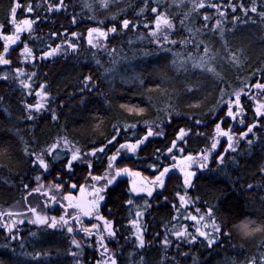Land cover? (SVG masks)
<instances>
[{
	"label": "trees",
	"instance_id": "16d2710c",
	"mask_svg": "<svg viewBox=\"0 0 264 264\" xmlns=\"http://www.w3.org/2000/svg\"><path fill=\"white\" fill-rule=\"evenodd\" d=\"M30 2L32 13L25 10ZM20 3L16 21L37 22L31 32L19 34L20 40L9 45L6 54L5 41L0 39V54L10 62L0 65V77H7L0 79V208L28 202L32 195L39 197L31 190L47 181L79 186L91 174L106 171L111 155H116L112 169L125 166L152 174L173 162V156L196 154L209 143L215 123H230L220 103L240 90L243 112L230 124V133L235 137L257 126L246 139L234 142L236 151H225L228 143L222 141L224 154L218 160L214 156L188 187L170 173L164 186L149 197L133 194L126 180L117 178L98 208L116 232L108 237L98 220L101 231L97 232L105 237L99 248L108 249L105 258L75 231L30 223L28 215L15 214L30 227L16 240L0 237V264H111V259L117 264H250L253 259L264 264V115H256L257 104L264 103V90L255 87L264 84V0H106V7L102 0H64L60 11L51 12L49 3L58 0ZM199 3L205 6L194 7ZM13 6L14 0H0L2 35L14 33ZM153 8L173 25L167 41L148 30L156 24ZM125 20L128 28L123 27ZM94 26L107 32L102 48L86 42ZM112 27L115 33L108 31ZM68 43L75 44V51ZM25 45L31 57L22 54ZM57 45L61 50L55 56L40 58ZM174 61L204 72L196 77L198 82L185 86L186 70L171 71ZM18 69L27 75L17 79ZM88 76L92 83L85 88ZM20 80L31 84V89L23 88ZM41 84L48 94L46 108L30 113L27 105L38 102L35 93ZM149 129L163 135L148 137L135 152L121 149L117 154L121 144L143 140ZM181 129L187 135L177 140ZM174 140L177 147L169 154ZM54 143L55 154L44 157L47 170L34 164L36 156L46 154ZM100 148L104 151H96ZM76 150L81 158L69 170ZM93 151L95 156L90 155ZM180 195L188 201L184 207H179ZM137 212L143 216L137 217ZM192 216L205 219L197 223ZM133 221L141 226L142 248ZM197 228L211 233L216 242L208 247L204 237L187 243L174 235L184 230L189 236L197 235Z\"/></svg>",
	"mask_w": 264,
	"mask_h": 264
},
{
	"label": "snow or ice",
	"instance_id": "6c2138e0",
	"mask_svg": "<svg viewBox=\"0 0 264 264\" xmlns=\"http://www.w3.org/2000/svg\"><path fill=\"white\" fill-rule=\"evenodd\" d=\"M63 6H64V0H58V3H56L55 5H53L52 3H49L48 11L49 12H51V11H60L61 8H63ZM102 6H104V7L107 6L106 0H102ZM204 6L205 5L203 3H199L198 5H194V7H200V8H202ZM20 8H21L20 0H14V6L10 10V16H11V21L10 22L14 25V33L12 35H6V36L2 35V33H0V39H3L4 41H6V43L4 44V54H6L9 51V45L15 44L18 40H20V35H19L20 33L31 32L33 24L37 22L36 20H33V19H24V20L20 21L19 23H17V21H16V12ZM25 10L28 13H32L35 9H34L33 5L30 2L28 7ZM232 10L235 11L236 10L235 7H233ZM251 11L252 12H256V8L253 7L251 9ZM152 12L153 13H157V16H156V30L157 31H154V32L151 33L153 36H156L157 32L160 31L162 28L166 27L168 29H171L173 27L172 23L167 18H165L163 16V14L158 13L157 8H153ZM221 15H223V13H221ZM205 18L207 19V17H205ZM37 19H39V18L37 17ZM73 22H75V20H73ZM2 27L3 26L0 25V29H2ZM123 27L124 28H128L129 27V21L125 20L123 22ZM108 31L111 32V33H115L117 31V29H116V27H112ZM93 33H95L98 37H104V38L107 37V33H105L104 31H102V30H100L98 28L89 29L88 35H89L90 39H89L88 43L92 47H96L97 46L96 44L93 43V40L91 39V37L93 36ZM53 35H55V33ZM72 35L75 36L76 34L73 33ZM164 40L167 41L168 37L165 36ZM68 48H70L73 51H75L76 46L73 43H68ZM60 50H61V46L57 45L55 48H51L49 51L44 52L40 58L41 59H48V58H50L52 56H55ZM4 54H0V65H6V64L10 63L9 60H7L5 58ZM22 54L26 55L27 57H31L32 56V51H31V49H29L27 47V45H25ZM195 66H200V65H195ZM209 71H211V69H209ZM17 74H18L17 75V79L21 75H27L26 73H24L20 69L17 70ZM33 75H35V74L33 73ZM0 79H7V77L6 76L5 77H0ZM31 79H32V76H27V80H31ZM19 82H20V84H21V86L23 88L29 89V90L31 89V84H29L26 80H20ZM91 83H92V77L91 76H88V77L84 78V87L85 88L88 85H90ZM255 87L257 89L264 90V84L257 83L255 85ZM39 88H40V91H37L35 93V95L40 97V100L35 105H27V109H28V111L30 113L33 112V111L40 112L41 110H44L46 108V101L48 99V94H47L46 91H44V89L46 88V85L41 84L39 86ZM89 90H91V89H89ZM233 107H235V111L233 110ZM242 112H243V110L240 107V93H236L235 104H234V106H233V103H231V102L228 104V112L226 113V115L228 117L232 118L233 120H236L238 117H240L242 115ZM256 115L257 116L264 115V103H258L257 104V106H256ZM32 118H33L32 115L28 116V119H32ZM52 119L53 120L57 119V116H56L55 112H53V114H52ZM197 123H199V121H197ZM240 123H243L242 119L240 120ZM256 126L257 125H255V124L249 126L248 129H247V132H244V133H242L240 135V139L241 140L246 139L248 137V135L253 132V129ZM153 135L162 136L163 133L159 132V131H154L153 129H149V131L147 133V136L143 140H139L137 143H134V144H128V143L121 144L120 147L117 149V154H119L121 149H127L128 152H135V150L139 147L140 144H143L144 141L148 137L153 136ZM185 135H187V133L184 131V129H181L179 135L177 136V140H181ZM216 135L217 136L227 137L228 149H226L225 151H228V150L236 151V148L233 146L234 145V138H233V135L230 134V131H223L221 129V125L217 124L216 125ZM115 139H116V137H113L112 140L108 141V143L112 144L115 141ZM177 140H174L172 142V147L168 149V153L169 154H171L173 152V149H175L177 147ZM248 143L251 145L253 143V141L248 140ZM57 147H58L57 144H55V143L52 144L51 148L47 150L46 154L42 153V154L36 156V159H35V161L33 163L34 164L38 163L40 168L47 170L48 163L46 162L44 157H45V155H48V156L54 155L55 154V150L57 149ZM216 147H217V143L213 142L212 145H211V149L215 150ZM96 151L103 152L104 148H100V149H98ZM96 151H93L92 153H90V155L95 156L96 155ZM180 151H183V149H180ZM80 158L81 157H80L79 150L74 151L72 156H71V160H69V162H68L69 170L71 169L72 162L76 161V160H78ZM172 158H173V160L176 159L175 156H173ZM115 159H116L115 155H113L112 157L109 158V161H110L109 165H108L109 169H112L113 165H112L111 161H114ZM203 159L206 161L207 160V156L206 155L203 156ZM220 159L222 161L224 159V157L221 156ZM192 160H193V158L191 156H186V157L183 158V161H181V163H185V169H182V171H184V173H185V179H184L185 187L190 186L191 177H192V175H194L193 173L186 171V168L190 166V164H188L186 162H191ZM205 166H206L205 164H201V167H205ZM89 167H91V164H89ZM169 171H170V169L167 168V167H165L163 169V171H160L159 175H157L155 177V179L150 182L153 185V187H149L148 186L149 182H146V180L133 181L132 182V187H131V192L133 194L146 193L147 196L151 197L152 194H153V191L155 190V188H162L164 186V178L169 173ZM262 171H264V170H262ZM125 174L139 176V173H130L129 169L124 168V169H116L115 174L112 175L111 177H92V179H94L96 181H99L101 179H106L107 180V184L111 185L114 181L117 180L118 177H120L122 175H125ZM36 179L39 180L40 177L37 176ZM25 187H27V186L25 185ZM72 187L74 188L76 186L72 185ZM105 187H100V188H95L94 189V191H93V193H91V195L97 196L98 199H94L92 201H85V200H83V198L77 199V198H75V197H73L71 195L65 196L64 200L69 202L68 203V207L77 209L80 215H83L85 217H91L96 212L99 201L104 199V196L100 195V193L105 191ZM249 187H251V185ZM57 190H59V186H57ZM36 191H39V189H37ZM80 191H81L82 194L85 192V189H84L83 186H81ZM51 199L53 201H55L56 197H52ZM179 200L181 201V204H180L179 207H184L188 203V201L185 200V197L183 195L179 196ZM128 204L129 205L132 204V200L131 199H129ZM30 211L34 215H36V219L32 220V221H29L30 223L39 224V225H46L49 228H56L57 224L59 222H62L63 224H68V222H69L65 218V216H61L59 218V222L55 218H52L51 222H49L47 217L40 216V215L36 214V209L35 208H31ZM208 215L211 216V210H209ZM136 216L137 217H142L143 213L142 212H137ZM190 218L192 220H194V221H197V223H199L200 221H203L205 219L204 216H200L199 218H197L195 216H192ZM72 219L77 220V219H79V216L72 217ZM95 219L103 221L104 227L102 229V232L106 233L108 237H114L116 235V232H115V230L113 228V222L112 221L105 220L104 217H102V216H100L98 214L95 215ZM132 224L136 228V240L139 242L138 243V247L142 248L144 246V240H143V235L141 233V226L139 224V221H133ZM205 227H207V225H205ZM92 228L93 229H97L98 226L94 224V225H92ZM213 228H214V231L216 233H219L221 231L220 228L216 227L215 221H213ZM82 230L86 234H88L89 236L91 235V232H90V230L88 228H84ZM9 231H11V229H9ZM68 231L72 232L73 229L71 227H69ZM196 233H197V235L189 236L187 231L184 230V231H176L174 233V235L176 236L177 239L183 238L184 241L187 242V243H194L196 241V239H197V236L204 237L208 241V247H211L216 242L215 239L211 238L212 237L211 233H207L205 231H201L200 228L196 229ZM99 239H100L101 246H103V242H104L105 237L102 235ZM169 243H170V241L167 240V238H166L165 241H164L165 246H167ZM73 244H75V246L78 247V248L80 247V244L77 243L75 240L73 241ZM107 252H108V249L106 247H104V251L101 253V256L103 257L104 253H107ZM97 264H102V262L98 261ZM103 264H107V262H103ZM111 264H117L116 260L115 259H111ZM250 264H255V259H253L250 262Z\"/></svg>",
	"mask_w": 264,
	"mask_h": 264
},
{
	"label": "flooded vegetation",
	"instance_id": "af4514ba",
	"mask_svg": "<svg viewBox=\"0 0 264 264\" xmlns=\"http://www.w3.org/2000/svg\"><path fill=\"white\" fill-rule=\"evenodd\" d=\"M20 21H22V20H20ZM17 23H19V22H17ZM4 35L6 36V35H11V34L10 33H5ZM5 43H6V41L4 42V44ZM228 118L230 119V123L228 125H224L223 123L221 124V121L217 122V124L221 125V129L223 131H230L232 129V126H230V124L231 125L233 124V119L230 118V117H228ZM230 134H232V133H230ZM224 138H225V140H227V137H224ZM200 152L201 151L197 152L196 154H187V155L191 156L194 159L196 156L200 155ZM203 156H205V155H203ZM178 158L179 157H177L171 163L163 165L162 167H160V169L154 171V173H152V174H141L140 172H138L136 170H130L129 169L130 173H139V176L125 174V175H122V176H120L118 178H123V179L126 180L129 190H130V186H129V181H128L129 177L128 176H133L134 177V181L146 180V182H149L148 186L149 187H153V185L150 182L153 181L157 175H159L160 171H163V169L165 167H167V168L170 169V171L165 176L164 183L166 182V178L168 177V175L170 173H175L176 175H178L184 181L185 173L182 172V169H185V166L183 165V163H181V161H183V160L177 161ZM189 164H190V166L187 167V169L196 171V174L192 175V177H191V181H192L193 178H195L197 176L198 168L199 167L202 168L201 164H205V163H196V162H193V160H192L191 162H189ZM104 172H106V171H104ZM104 172L100 173V174H91L90 177H89V180L85 181V182H82V184L79 185V186H76L74 182H71L72 185H75L76 187L73 188L72 185L69 186L68 187L69 189L66 192L62 193L63 194L62 197H60V199L56 198L55 201H53L51 199L52 196L49 195L47 193V191L44 190V189H39V191H36L37 189H34V190L32 189L31 191L37 192L40 196L44 195V196L48 197L50 199V204H51L50 205V215L53 216V217H56L55 214L58 212V213L61 214V216H65V218L69 221L68 222L69 225L71 224V225L74 226V224H75V227H72V229L77 234H79V237L81 236L82 238H84L82 233H81V232H84L82 229L88 228L90 230V232H91L90 236L87 234L89 236L90 242H93V241H96V240H98L100 242L99 238L101 237V234L99 232H97V230L98 231H101V230H100V225H98L99 221L97 219H95V215H97V214L99 215L98 208H99L100 204L104 201L107 189H108V187L110 185L107 184V180L106 179H101L99 181H96V180L92 179V177H106ZM141 175H143V177L140 178ZM83 185L85 187L84 188L85 192L82 194L81 191H80V188ZM100 187H105V191L100 193V195L104 196V199L99 201L97 210L93 214V216H91V217H85L83 215H80L77 209L68 207V203L69 202L64 200V197L65 196H69V195H71V196H73V197H75L77 199L83 198V200H85V201H92L94 199H98L97 196H93V195H91V193H93L95 188H100ZM23 203L27 206V208L21 209V210H10V211L9 210H4V211H2L0 213V231H2V234H0V237L7 238L9 241H11V240H14L15 237L17 239V237H19L21 232L25 233V231H28L27 229L30 227V225H26V224H23V223L22 224L21 223L18 224V231L15 230L14 232H11V233H7V229L5 228V221H4V217L5 216L15 215V214H28L29 213L30 208L28 207L27 200L23 201ZM76 216H79V219H77V220L72 219V217H76ZM94 224L98 226L97 229H93L92 228V225H94ZM44 226H46V225H44ZM52 229H55V228H52ZM66 230H68V228ZM99 247H100V245H98V248H97L98 252H99L98 256L101 257V258H105V257L101 256V253L103 251L100 250ZM101 247H103V246H101ZM104 255H105V253H104Z\"/></svg>",
	"mask_w": 264,
	"mask_h": 264
},
{
	"label": "rangeland",
	"instance_id": "374dc122",
	"mask_svg": "<svg viewBox=\"0 0 264 264\" xmlns=\"http://www.w3.org/2000/svg\"><path fill=\"white\" fill-rule=\"evenodd\" d=\"M163 16L165 17V15H163ZM24 19H26V18H24ZM24 19H22V20H24ZM93 28H98V29L104 31L105 33H107L106 30L104 28L100 27V26H94V27H91L90 29H93ZM148 30L151 33L154 32V31H157L156 30V24H154L152 27H148ZM170 30L171 29H168L166 27L162 28L160 31L157 32V36L165 37V36H167V33ZM88 32H89V30H88ZM88 32H87V38H86V42L87 43H88V41L90 39V37L88 35ZM91 39L93 40V43L97 45L96 47H98V48H102L105 45V43H103L105 38L104 37H98L95 33H93V36L91 37ZM180 67H182V68H184L186 70L185 71L186 75H184L185 79L182 81L185 86H187L188 83L191 84V83H194V82H198L196 80V77H200V75H201L200 73L204 72V70H202V68L191 67L189 64H178L175 61H174V63L172 65H170V68H171L170 70L171 71L172 70L173 71H177V70H179ZM229 69L230 68H228V70ZM132 77H133V73H132ZM169 82H170V79H169ZM241 91L242 90H240L239 93H241ZM235 95H236V93L232 94L230 97H228L227 99H225L223 102L220 103V106H223L225 108V114L228 112V104L230 102L233 103V106H234L235 100H236V96ZM263 96H264V94H263ZM39 100H40V97H38V101ZM233 110L235 111V107H233ZM222 117L223 116H221L219 119H222ZM213 126H214V130H213V133L210 136L209 143L207 144V146H205L204 148H202L200 150L201 151L200 155L196 156L193 159V162L205 163V165H207V164H209L211 162V160H213L214 156H216V159L218 160L219 159V155L220 154H224V151L220 147L222 145V141H224L225 138H224V136H217L216 135V123ZM242 133H244V131ZM232 135H233V138H234V142H236V144H238L239 141L241 140L240 139V135H237L235 137H234L235 134H232ZM225 141H226V143H228V140H225ZM213 142L217 143V147H216L215 150L211 149V145H212ZM236 144H234V145H236ZM203 155L207 156V160L206 161L203 159ZM112 156L113 155H111V157ZM111 163H112V165H114L113 164L114 161H111ZM186 163L189 164V162H186ZM183 165L185 166V163H183ZM124 168H125V166H121L120 168H117V169H124ZM115 171H116L115 168L109 169L107 167L106 172H104V174H105L106 177H110V176L115 174ZM199 171H201L200 167L198 168V173H199ZM128 177H129L128 178L129 186H130V190H131L132 182L134 181V177L133 176H128ZM141 177H143V175H141L140 178ZM71 185H72V183L70 182L69 186H71ZM57 186H59V190H57ZM38 187L39 186H37L36 188H38ZM83 187H84V185H83ZM39 188L46 190L49 195H51L52 197L59 198V199H60V197H62V195H63L62 193L66 192L69 189L68 185L67 186L60 185L58 183H55L54 181H47V182H45V184H42V186H40ZM27 203H28V207L30 209L31 208H35L36 209V214H38L40 216L47 217L49 222H51L52 218H55L59 222V218L61 217L60 213L57 212L55 214L56 217H53V216L50 215V205L51 204H50V199L48 197H46L44 195L43 196H39V197L32 195V196L29 197ZM25 208H27V206L23 203V201H21L20 203H18L15 206L0 208V213L2 211H4V210H21V209H25ZM26 215H28V219L29 220H35L36 219V215H34L31 211H29V213L26 214ZM14 216L15 215H9V216H5L4 217L5 228L7 229V233L14 232L15 230L18 231V224L25 223L24 220L19 221V219L17 217H14ZM69 227H71V228L75 227V224L73 226L71 224L70 225L69 224H63L62 222H59L57 224L56 228L57 229H67ZM9 229H11V231H9ZM81 233H82V235L84 237V238L81 237V239H84L85 241L90 242L89 236L86 233H84V232H81ZM92 243H94V245L98 248V244L100 242L98 240H96V241H93Z\"/></svg>",
	"mask_w": 264,
	"mask_h": 264
},
{
	"label": "water",
	"instance_id": "95a60500",
	"mask_svg": "<svg viewBox=\"0 0 264 264\" xmlns=\"http://www.w3.org/2000/svg\"><path fill=\"white\" fill-rule=\"evenodd\" d=\"M186 156H188V155H186ZM186 156L180 157L179 159H177V161L183 160V158L186 157ZM186 171L191 172V173H193L194 175L196 174V171H195V170H188V169L186 168ZM182 172H184V171H182Z\"/></svg>",
	"mask_w": 264,
	"mask_h": 264
}]
</instances>
